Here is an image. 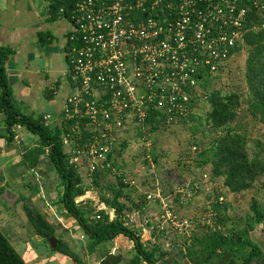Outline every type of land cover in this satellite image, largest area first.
<instances>
[{
    "label": "built area",
    "instance_id": "obj_1",
    "mask_svg": "<svg viewBox=\"0 0 264 264\" xmlns=\"http://www.w3.org/2000/svg\"><path fill=\"white\" fill-rule=\"evenodd\" d=\"M66 1H72L68 18L64 7L58 15L71 25L67 59L73 93L63 104L60 123L69 131L64 143L72 145L68 163L84 176L110 169L113 150L130 129L143 134L148 114H158L166 126L180 124L195 110L192 100L198 101L201 80L224 69L243 44L247 25L264 32V0ZM49 121L43 117L46 126ZM70 122L76 124L67 127ZM142 143L153 170L150 144ZM123 183L134 186L128 179ZM203 192L209 190L201 182L187 181L171 195L184 202ZM146 201L160 209L151 229L188 234L190 222L177 216L174 200L156 189Z\"/></svg>",
    "mask_w": 264,
    "mask_h": 264
},
{
    "label": "trees",
    "instance_id": "obj_2",
    "mask_svg": "<svg viewBox=\"0 0 264 264\" xmlns=\"http://www.w3.org/2000/svg\"><path fill=\"white\" fill-rule=\"evenodd\" d=\"M61 7H64V17L68 18L72 1H51V15L60 17L58 12ZM251 16L254 20L260 21V16L255 12ZM241 53L245 54L246 90L242 92L211 90L209 81L212 76L201 80L202 100L207 110L203 121L196 119L194 111L185 120L180 121L182 126L187 125L189 121L198 122L189 127L192 136L189 154L179 163H185L186 168L190 163L201 168V177L189 182H201L210 192L207 200L211 211L209 218L213 221L215 228L204 226L206 236L203 241H200L202 249L212 254H221L225 249H236L240 264H264V252L259 250L249 238V233L256 226H261L264 232V208L252 199L249 212L240 224L231 223L227 226V222L232 220L229 216L232 208L231 204L224 199V195L233 199L241 198L252 191L257 184H260V189H264V146L259 140L250 138L244 126L238 122L239 113L245 106V112L252 121L256 125L264 126V32H254L247 25L244 42L232 51L231 58ZM11 54V50L0 48V115L3 116L6 133L4 140L8 144L12 143L15 138L14 127H22L35 137V144L22 153V160L27 169L32 171L38 169L45 160L46 169L58 178L62 193L55 203L62 205L69 217L83 229L89 239L88 252L91 253L103 243L112 242L116 237L123 236L134 242L135 257L131 264L141 262L157 264L158 250L147 251L141 244L138 233L128 226L127 219L128 215L139 214L141 217L145 214L146 197L154 193L157 187L140 193L136 186L123 183L127 178V171L124 169L126 163L122 160V151L127 146L126 142H122L117 149L113 150V159H109L110 169L99 170L91 175V186L94 187L95 194L93 204L76 203L75 200L84 196L87 190L82 184L76 167L68 163V156L64 150L61 137L69 131L66 130V126L60 128L46 126L41 116H26L15 109L5 68ZM192 102L196 110V103L194 100ZM157 115L156 113L148 114L147 125L150 132H156L161 127H165L161 125V119L159 120ZM75 124L70 122L67 127ZM85 137L84 134L83 138ZM146 152L147 149L144 147L140 160L141 166L146 167L145 175L148 171H152L144 158ZM149 154L154 165L153 170H155L158 163L156 148L152 147ZM133 170L134 174L131 175L133 177L127 178L128 180L134 181V176L139 169ZM112 171L114 174L111 173ZM111 175L115 178L114 182L108 181ZM203 175L207 176V180H202ZM145 177L142 185L149 180L147 176ZM181 183L183 182L178 184ZM28 190L35 192L30 187ZM173 200L175 202L176 198ZM22 201H26L24 211L34 227L35 234L43 244L48 245V240L56 237L55 226L50 224L36 207L32 206L30 197L23 198ZM106 209L113 212L112 220L105 213ZM223 226L226 227V233ZM219 228L223 229L219 230ZM234 236H237V241L233 240ZM57 243L55 249L50 250L52 253H59L74 263H80L77 254L65 242L57 239ZM246 248L247 252H245ZM0 264H25L1 233Z\"/></svg>",
    "mask_w": 264,
    "mask_h": 264
},
{
    "label": "crops",
    "instance_id": "obj_3",
    "mask_svg": "<svg viewBox=\"0 0 264 264\" xmlns=\"http://www.w3.org/2000/svg\"><path fill=\"white\" fill-rule=\"evenodd\" d=\"M70 31L71 25L68 20L51 15L49 0H0V48L11 50L12 53L6 62L5 68L14 98V106L19 104L22 107L21 111H19V108L16 110L26 116L34 117L37 113L36 117L41 116L42 119L44 116L50 117L49 126L52 128L61 127L63 104L73 93V86L68 76L67 59V39ZM62 77L67 78L66 86L64 85L63 89L60 85ZM13 132L15 138L12 143L8 144L4 140L6 133L3 116L0 115V201L8 207L15 206L21 200L20 193L23 194L28 190V177L42 173L43 170L51 173L44 166L45 160L42 161L38 169L34 171L27 169L22 160V153L33 146L36 139L27 131L23 132L22 127H14ZM61 138L63 140V135ZM80 144L81 142H78V146ZM71 146L70 143H64L66 153H70ZM77 173L87 190L84 196L75 200L76 203H81L85 199H89L88 193H91V190L94 189L89 188L90 185L85 187V182L91 180V176L81 175L78 169ZM54 177L56 188L51 187L52 189H50L47 187L46 196L56 195L54 200L51 197L50 200L55 208H59V211H56L55 214L51 206L47 205L50 210L47 213H52L49 214V217H53L51 221L47 220L43 212H40L55 228L56 225H63L64 222L72 224L75 230H80L78 234L79 236L81 234L80 240L85 241L87 236L83 229L69 217L62 205L55 203L61 195L62 189L58 178L55 175ZM34 190L33 193L39 192V188ZM94 197L91 201L89 200V203L93 204ZM159 211L157 204L147 202L143 216L140 217L139 214L127 216L128 226L138 233L140 242L146 250H158L157 264H238L240 259L236 249H225L221 254L204 251L200 241L204 240L205 233L195 232L193 235L191 234L192 237L189 241L186 238L190 236L188 235L189 232L183 236L173 233L172 238L166 239L163 237L162 232L151 229L154 227L153 219L158 216ZM105 213L111 220L113 219L114 215L111 210L106 209ZM146 220L152 223L145 225ZM193 222L195 223V220ZM201 229L205 231L204 228ZM75 239H70L65 243L69 244L71 250L77 254L76 251L80 247H78ZM168 240H170L171 249L166 247ZM109 244L113 245L110 248L111 250L101 253L98 251L99 247ZM99 247L92 254L87 251L85 253L83 250V253L87 256L83 257L84 261L86 262L89 259L91 264H131L135 257L134 242L123 236L116 237L112 242L103 243ZM49 249L48 251L51 250ZM245 252H247V248ZM43 253L39 252L37 257L32 258L31 262H34ZM48 255L49 253L46 254V257ZM52 255L45 264H51L52 262L57 264L60 260H63L62 264L73 263L61 254H59L61 258H55V253ZM140 264L145 263L141 262Z\"/></svg>",
    "mask_w": 264,
    "mask_h": 264
},
{
    "label": "rangeland",
    "instance_id": "obj_4",
    "mask_svg": "<svg viewBox=\"0 0 264 264\" xmlns=\"http://www.w3.org/2000/svg\"><path fill=\"white\" fill-rule=\"evenodd\" d=\"M244 71L245 54L241 53L236 56H233V58H231L226 64L224 69L212 76V79H210L209 81V89H220L222 91L240 92L246 90L244 83ZM66 79L67 78L62 77L60 80V85L62 86V89L65 85ZM199 90V97L197 98L198 101L196 102V110H194V114L197 120L203 121L207 107L205 103H203V93L200 86ZM18 108L19 111H21L22 107L19 104H15V109ZM245 109L246 107L243 106V109L240 111L238 116V122L242 126H244L246 133L250 138H252L253 140H259L264 146V126L259 124L256 125L249 117V115L246 114ZM36 116L37 113L34 115V117ZM194 122L195 121H189L185 126H182L180 124L176 126H166L165 124L161 123V125L163 124L165 125V127H161L156 132H150L147 128L142 131L143 134L135 129L129 130L125 139L127 146L125 147L124 151H122V160L126 163V167L124 169H126L127 171V178L133 177L131 176L132 174H134L133 169H139L136 176H134V186H136L135 188H137L140 193L148 192L153 187H157V189L162 192L163 196H166L169 200H173V196L171 195L173 187H175L181 181H192L201 177V168L197 167L192 163H190L188 165V168H186L185 163H179L181 159L185 158L189 154V145L192 142V136L191 132L189 131V127L196 124L198 121L195 123ZM23 132H26L24 128ZM142 141L149 142L150 147H148V150H152V147L156 148L158 156V163L156 165L155 170H152L151 172L148 171V174L146 175L144 172L146 167L144 165L141 166L140 164L141 154L144 151ZM145 176H147L149 180L145 185H142L143 179L146 178ZM114 180L115 178L112 175L108 179V181L110 182H114ZM27 181V184H29V187L32 190H34L35 188H39V192L33 193L32 191L27 190L23 192V194L20 193L21 200H19V202L15 206L13 205L8 207L0 201V210H2V215L0 218V233L8 240L9 244L12 246V248L16 251V253L24 261L25 264H30L32 258L34 256L37 257V254H39V252L44 253L40 254V256H38V258L35 259L34 262H31V264H45V262H48V259L53 256L52 254L54 253L48 251V245L43 244V242L39 240V238L35 234L34 227L29 221L24 211V203L26 201L23 202L22 199L31 197L30 200L32 206L36 207L39 211L43 212L46 215L47 220L51 221L53 217H49V214L51 215L52 213H47L50 211L47 205L51 206L52 211H54L55 214L59 211V208H55L50 200V197L54 200L56 195L52 194V196L47 197L46 188H56L55 177L52 173H48L47 171L43 170L42 173H37L36 175H33V177H28ZM90 181L91 180L89 179L87 182H85V187H88L90 185L89 188L93 189L94 187L91 186ZM88 194L90 197H88L89 199H85L84 202H89V200L91 201L93 199L95 195L94 190H91V193ZM207 194L208 193L205 192L196 194L193 199L184 202L179 200V198H176L175 211L177 213V216L190 222L189 228L187 229L189 232L188 235L190 236L186 237L189 241L195 232L199 231L200 234L206 233V231H203L201 229L204 228V226L214 227L213 221L209 218L211 211L209 208L210 203L207 202ZM224 199H226L229 204H232V211L229 215L232 220L228 221L229 223L227 222V226H229L231 223L240 224L241 220H243L245 218V215L249 212V207L252 199H255L264 208V189H260V184H257L254 186L252 191L246 193V195L241 196V198L233 199L232 197H227L224 195ZM194 220L195 223L193 222ZM208 223L210 225H208ZM62 224L63 225H56L57 227L55 232V238L60 239L63 242H68L70 239L72 240L73 238H76L75 240L77 242V245L78 247H80L78 248V251H76L77 256L80 260L79 264H91L89 262V259L85 262V259L83 258L84 256H86V254L83 253V250L84 252H88V237H86L85 241H82L80 240L81 234L80 236L78 235L80 233V230H75L74 227H72V224L70 223L64 222ZM224 228L225 232L226 227ZM220 229L223 228H219V230ZM187 230L185 232L184 230H182V233H186ZM168 231H170V229H168ZM173 233L175 232L170 231V233L165 234L163 237H165L166 239H170L172 238ZM176 234L179 236H183L178 233ZM232 238L234 241H237V236H234ZM167 244V249H171L172 247L170 244V240L167 241ZM66 245L69 248L71 247L69 244ZM111 246L113 245H103L102 247H99L101 250L98 248V251L100 253L103 251H108ZM47 252L49 253L48 257H46V254H48ZM93 252L94 251H92L91 254ZM56 257L61 258L58 253H55V258ZM61 262L63 263V260H60V262H57V264H62ZM240 263L241 262L239 260L238 264ZM51 264H56V262H52Z\"/></svg>",
    "mask_w": 264,
    "mask_h": 264
},
{
    "label": "water",
    "instance_id": "obj_5",
    "mask_svg": "<svg viewBox=\"0 0 264 264\" xmlns=\"http://www.w3.org/2000/svg\"><path fill=\"white\" fill-rule=\"evenodd\" d=\"M250 241L258 247L259 250L264 252V232L261 226H256L253 231L249 233ZM57 244L56 238L48 240V245L51 250H54Z\"/></svg>",
    "mask_w": 264,
    "mask_h": 264
}]
</instances>
